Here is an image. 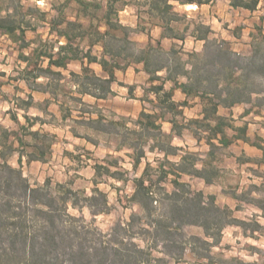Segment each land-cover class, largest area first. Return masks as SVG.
I'll return each instance as SVG.
<instances>
[{"label":"trees","instance_id":"1","mask_svg":"<svg viewBox=\"0 0 264 264\" xmlns=\"http://www.w3.org/2000/svg\"><path fill=\"white\" fill-rule=\"evenodd\" d=\"M77 1L85 6L94 4V2H84L83 0ZM117 1L108 0L106 13L101 20L89 14L85 15L92 21L91 23L98 20L99 25L95 27L93 24L85 27L82 23L66 21L63 18L62 7L59 10V15L48 23L50 33L56 32L59 38L66 40V43L59 45L55 51L56 47L53 44L39 40L42 46L34 48L29 54H26V51L30 50L35 43V40L27 39V32L37 31V27L32 25L31 21L27 20L20 11L22 9L20 0H0V13H5L4 15L0 14V35L9 38L19 51L20 61L27 65L21 79L29 85L31 90L50 95L51 99L47 103H55L59 106L64 123L71 120L75 127L88 130L96 137H115L114 151L118 153L128 150L126 156L132 160L134 170H137L142 160L147 158L148 152H159L163 155L164 160L155 170L156 176L151 178L149 172L152 169L148 163L141 177L132 180L134 193L129 200L140 207L145 218L153 215L154 203L162 200L169 201L168 215L170 213L171 216L151 220L149 225H152V230L141 228V234L132 233L131 238L140 237L145 245L142 247L135 242H128L126 246H129L131 250L123 254L121 249L119 257L121 262H124L122 264H152V262L164 264L161 263V258L152 257V252H159V249L175 261H181L183 253L172 252L177 245H181L184 254L189 251L198 260L205 261L201 264H257L256 262L247 263L239 258L222 261L213 255L212 249L221 243L224 228L228 225L242 227L244 223L234 218L233 212L229 208H220L216 203L215 196L207 197L202 191L193 193L188 184L181 182L182 175L187 174L203 179L207 184H213L214 168L210 166L209 162L203 168H197V160L185 156H181L179 162H171L169 157H179L178 151H181V148L173 146V138L163 133L161 123L166 120L167 114H171L173 115L171 120L173 133L176 136H181L182 130L185 128L177 122V119L185 117L179 110V104L173 101V92L165 89V84L172 82L175 88L181 89L189 98L199 97L203 102V118L191 120L190 124L197 125L194 135L199 142L201 141V131L207 133L204 139L210 148L209 157L213 156L215 149L230 145L231 140L227 135V130H232L235 133L233 136L235 139H240L261 151V159L258 162L264 165V139H260V143H252L247 136L246 126L235 128L231 124H227L226 118L218 114L220 106L231 108L237 104L252 102L253 94L258 93L259 90L252 89L253 84L251 85L249 82L251 67L257 70V74L263 72L264 58L257 65V56L238 55L228 46L226 47L224 41L210 39L211 30L207 26H197L198 37L205 40V46L200 53H188V60L182 58L181 50L174 46L164 49L161 42L156 45L149 43L146 47L139 48L132 39V35L138 30L145 32V29L139 25L140 28L134 30L122 23L119 18V10L115 8ZM145 1H148L146 3L150 6L149 10L162 16L165 21L174 20V18H168L167 15L178 16L171 11L173 6L168 4L169 0ZM3 2L9 5L15 3L17 7L7 8L2 5ZM256 2L257 0L252 1V3ZM67 3L68 0H66ZM240 3L243 7L249 6L239 0L234 1L235 5ZM125 5H129V3L126 2ZM95 6L99 9L102 8L100 4H95ZM42 21H46L44 17ZM65 24L66 27L63 28L62 26ZM102 27H105L104 31L101 30ZM164 36L176 37L175 28H166ZM261 37L264 40V36ZM85 40H88V50H82L81 44L76 42ZM59 43L60 41H58ZM95 46L101 48L99 55L93 54ZM72 61L80 63V72L69 69V64ZM45 63L46 67L43 66ZM93 64L101 67V74L92 68ZM133 64H141L143 71L149 75L150 86L143 87V90L146 97L150 93L155 96V100L144 97L142 101L153 105L155 112L148 113L144 109L135 121L125 118H121L120 121L109 120L98 103L115 96L113 84L118 81L116 72L125 71ZM181 78H184L185 82H180ZM40 79L46 80V83L39 84L38 80ZM67 87L70 90L67 91ZM128 88L129 92L133 94L135 87L128 86ZM86 98L94 99L95 103L87 102ZM187 103L185 102L183 106ZM18 107L25 112H28L31 107H35L48 114L46 110L35 104L32 95L28 96V100H22V105ZM74 112H77V118H73ZM248 114L249 111H246L245 115ZM25 120L28 124L20 125V131L2 129L3 133L0 136V159L2 160L0 163V185L4 184L9 193L14 187L15 190L21 192L24 202L44 222L40 231L43 240H50L51 231L55 228V211L52 209L54 198L47 191V185L32 188L23 175L22 167L24 159L28 163L47 162L52 155L55 136L49 133H40L39 130L32 132V128L36 124H45L42 118L35 117L31 121L25 115ZM127 121L133 122L139 129H130L125 123ZM71 132L75 137L84 139L94 146L101 144L98 138L80 134L76 128H72ZM26 137H30V140H26ZM15 154L18 155L20 166L18 169H14L8 164V159ZM111 165L115 166L116 164ZM167 166L171 170H168ZM103 168L107 175L120 179L117 176L120 174L119 172L114 173L108 167ZM170 175L174 176V179L171 180L174 189L168 192L163 183L168 180ZM155 188L158 190L154 191ZM96 193L104 198L106 205L107 196L98 189L95 190ZM157 193L160 195L159 199L156 198ZM63 198L64 206L72 201L73 207H78L76 198L70 197L69 194ZM96 202V196L88 198L87 206L93 214ZM39 206L45 208H39ZM97 212L103 213L105 210ZM138 218L141 220L143 217L133 215L131 224L127 227L133 226L135 220H139ZM187 226L201 228L204 237H185L181 242L170 238L173 231H183ZM22 236V254L28 257L32 264H41L42 261L39 259V253L35 252L36 249L32 255H29L27 237L24 234ZM207 239H212V241ZM158 242H162L161 248H159ZM183 247L185 248L183 249Z\"/></svg>","mask_w":264,"mask_h":264},{"label":"rangeland","instance_id":"2","mask_svg":"<svg viewBox=\"0 0 264 264\" xmlns=\"http://www.w3.org/2000/svg\"><path fill=\"white\" fill-rule=\"evenodd\" d=\"M20 1L22 7L20 11L38 30L36 34L30 33L28 37L29 40H35V43L31 50L26 51L27 54L32 49L41 47V41L49 42L56 48L59 46L57 35L50 37L47 34V23L59 15V10L62 7L63 18L66 21L82 23L85 27L93 24L95 27L99 25L98 20L104 17L108 4V0H83L84 2H94L87 6L77 0H68L67 4L66 0ZM126 2L140 4L141 10H144L146 4L144 0H118L115 3V8L119 11L122 10ZM95 4H100L102 8H97ZM2 5L11 9L17 7L15 3L9 5L3 2ZM4 14L2 12L1 15ZM86 14L94 16L98 20L91 23L92 21L85 17ZM135 15L134 9L119 12L121 22L131 28L136 21ZM142 15L145 16L144 13ZM170 15L167 16L174 18L173 21L181 22L183 20L182 16L173 17L172 14ZM43 17L46 21H42ZM193 20L198 21L196 26H207L202 23L201 15L196 16ZM62 27H66V24ZM101 30L104 31L105 27H102ZM91 32L93 31L91 30ZM132 39L139 48H144L149 44L146 43V38L143 35L133 34ZM76 42L81 44L82 50L89 49L88 40ZM93 54L99 55V50L94 49ZM251 54V56H257L256 64L259 65L264 58L262 37ZM18 55L17 47L8 38L0 35V136L3 133V128L20 131V125L28 124L25 115L31 121L35 117H40L45 122L43 125L36 124L32 128V132L39 130L40 133H49L55 136L52 155L47 162L28 163L24 159L22 167L23 175L32 188L47 185V191L54 198L52 209L55 211V228L51 231V239L43 240V235L40 233L44 226L43 220L35 215L30 209L31 207L24 202L20 191L15 190L14 187L9 193L6 191L5 185L1 184L0 264H32L29 258L22 254L23 234L27 237L29 255H32L36 249L35 252L39 253V259L42 261L41 264L124 263L121 262L119 256L121 249L123 254L131 250L129 246H126L128 242H135L142 247L145 245L140 237L131 238L132 233L141 234V228L152 230V225H149L151 220L171 216L170 213L168 215L169 201L162 200L154 203L153 215L145 218L140 207L129 200L134 193L132 180L141 177L148 163L152 169L149 172L151 178L156 176L155 170L164 160L163 155L159 152H148L147 158L142 160L137 170H134L132 160L126 156L128 150L118 153L114 151L115 137H96L88 130L75 127L71 120L65 123L61 121L59 115L57 116L55 113L57 108L54 105L50 106L43 99V95L33 97L29 85L21 79L27 65L20 61ZM43 66L46 67L45 64ZM134 67L133 64L127 72L119 73L117 84L114 85L115 96L98 103L109 120L120 121L121 118H125L135 121L144 109L148 113L155 112L153 105L142 101L144 97L155 100V96L149 93L146 97V93L139 86L149 87L150 85L143 74L135 73ZM251 68L249 82L251 85L253 84V87L250 85V88L259 90V92L253 94L251 103H244V107H238L234 111L221 109L219 116L226 118V123L235 128L246 126L252 133V136L249 137L251 142L260 143V139H264V71L257 74V70L254 67ZM69 69L80 72V64L71 63ZM97 72L101 74L99 69ZM38 83L45 84L46 80L40 79ZM128 86L135 87L133 94L129 92ZM66 90L68 91L70 88L67 87ZM29 95H32L35 104L46 110L48 114L40 112L35 107H31L28 112L20 109L18 106L22 105V100H28ZM86 101L91 104L95 103L91 98H86ZM246 111H249L248 115H245ZM194 115L195 111L188 110L186 117L184 116L187 120L185 118V120L177 119L178 124L185 128L182 130L181 139L173 138L172 144L181 148V151H178L179 157L170 156L169 160L178 162L177 160L181 156L194 158L197 160V168H203L209 162L210 166L214 168L213 184H207L203 180L190 178L187 175H182L181 182L188 184L193 193L202 191L207 197L215 196L216 203L220 208H229L233 212L234 218L244 223L242 227L228 225L224 228L221 243L212 249L213 255L222 261L239 258L247 263L264 264V165L258 162L261 159V153L242 141H234L235 133L232 130H227V135L231 139L230 145L215 149L213 156L209 157L210 148L204 139L207 133L201 131V143H198L188 130L190 129L194 133V130L197 129V125L190 124L191 120H197L192 118ZM241 116H245V119H241ZM73 118H77V112H74ZM167 118H170V115H167ZM125 123L132 130L139 129L131 121ZM72 128H76L80 134L98 138L101 144L94 146L84 139L75 137L71 132ZM256 131L257 133L254 135ZM165 134L173 137L172 134L166 132ZM26 140H30V137H26ZM0 163H2L1 159ZM113 163L116 165H111ZM8 164L12 168L18 169L20 167L18 155L10 157ZM97 166L100 167L96 168ZM103 167L110 168L114 173L119 172L120 174L117 176L120 179L107 175ZM166 168L171 170L168 166ZM173 179L174 176L170 175L168 180L163 183L168 192L174 189L171 184ZM97 189L107 196L106 205L104 198L95 194ZM157 190L155 188L154 191ZM68 194L70 197L76 198L78 207H73L72 201L64 206L62 199ZM92 196H96L97 200L94 214L87 206L88 198ZM156 198H160L159 193ZM39 208L45 207L39 206ZM99 210H105V212L98 213ZM133 215L143 218L141 220L138 218L139 220H135L133 226L127 227L131 224ZM120 227L124 229H120ZM192 236L204 237L203 230L196 226H187L183 231H173L170 238L181 242L185 237ZM207 240L212 241V239ZM158 243L161 248L162 242ZM181 249V245H177L176 249L172 251L176 254L183 253L181 261H175L167 254L162 253L161 249L159 252L153 251L152 257L161 258V263L164 264H201L205 262L198 260L189 251L184 254Z\"/></svg>","mask_w":264,"mask_h":264},{"label":"crops","instance_id":"3","mask_svg":"<svg viewBox=\"0 0 264 264\" xmlns=\"http://www.w3.org/2000/svg\"><path fill=\"white\" fill-rule=\"evenodd\" d=\"M139 1V0H138ZM145 1V0H144ZM235 0H169L168 4L173 6L171 10L173 13L177 14L178 16H182L183 20L180 21H165L162 16L157 15L156 12H151L150 6L148 3L144 5V10H141L140 4H133L129 3V5H125L122 11H126V9L135 10V17L136 21L135 24H132L133 29H139L142 27L145 29V32H137L135 35H143L146 38V43H155L161 42V46L164 49H170L171 47H175L178 50H181L184 60H188L187 54L190 52H202L205 46V40L199 39L198 31L196 29V25L198 21L193 20L196 16H202V23L207 25L210 28L211 34L209 35L210 39H216L218 41H224L226 46L230 47L235 53L243 57H249L252 54L253 48L257 44L258 40L261 36H264V0H257L256 3H252L254 0H239V2H243L249 4L248 7H243L242 3L239 5L234 4ZM148 2V1H145ZM144 11V12H143ZM144 13V17L143 14ZM140 25V27H139ZM48 29L47 34L50 37L53 35H57L56 32L50 33V25L47 23ZM166 28H175L176 30V37L170 38L165 37L164 32ZM37 31H28L27 32V39L31 34H36ZM2 37H6L5 35ZM60 41L59 45H63L66 42L65 39L59 38ZM7 38V37H6ZM9 39V38H8ZM29 40V39H28ZM57 41V43H58ZM12 43V42H11ZM94 49L101 51V48L95 46ZM31 50V49H30ZM57 51V48L55 49ZM28 51V50H27ZM27 54V53H26ZM71 63H79L78 61H72ZM69 64V67L71 65ZM26 64V63H25ZM80 64V63H79ZM46 65V63H45ZM134 71L136 74H143L146 77V81L149 83V75H147L143 71V66L141 64L134 65ZM92 68L97 72L99 69L102 72L101 67L97 64H93ZM130 68V67H128ZM125 71H117L116 76L118 78L119 73H125ZM76 72V71H75ZM98 73V72H97ZM164 74V73H162ZM180 82H185L184 78L180 79ZM113 84V90L114 85ZM143 89L144 86H139ZM165 89L167 91L173 92V101L179 104V110L183 112V115L186 117V112L195 111V115L192 118L201 120L203 118V102L199 97L189 98L181 89H177L174 87L172 82H167L165 84ZM115 91V90H114ZM144 91V90H143ZM33 97H41L43 95V99L48 101L51 99L49 94L38 92V91H31ZM135 92V91H134ZM30 93V92H29ZM37 95V96H36ZM185 102H188L187 105L183 106ZM54 105L57 110L56 114L60 117L62 121V114L60 108L55 103H50V106ZM181 105V106H180ZM243 104H237L231 108H227L224 106L219 107L218 114L220 115V110H229L234 111L238 107H244ZM37 109V108H36ZM42 112V111H40ZM170 115V118L161 123V128L164 131L163 133L172 134V138L181 139V136H176L173 133V124L171 120L173 119V115ZM241 119H245V116H241ZM187 120V118H185ZM251 126V124H249ZM192 138L196 140L198 143V139L195 137L193 131L188 129ZM257 131L254 133V135ZM259 135L260 132H258ZM247 136L251 137L252 133H250V129H247ZM231 140V139H230ZM234 141L240 142L242 140L235 139ZM245 143L244 141H242ZM249 145L248 143H245ZM251 148L256 149L258 152L261 153L260 150L257 148L249 145ZM262 155V153H261ZM176 158V157H175ZM180 160V158H178ZM179 160H177L179 162ZM187 175V174H184ZM190 178L200 179L198 177L187 175ZM203 180V179H200ZM204 181V180H203ZM205 182V181H204Z\"/></svg>","mask_w":264,"mask_h":264}]
</instances>
